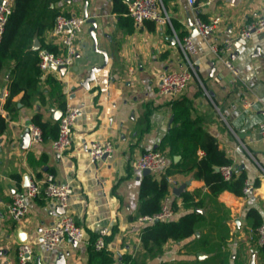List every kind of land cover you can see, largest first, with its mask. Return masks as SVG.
Instances as JSON below:
<instances>
[{"label": "crops", "instance_id": "obj_1", "mask_svg": "<svg viewBox=\"0 0 264 264\" xmlns=\"http://www.w3.org/2000/svg\"><path fill=\"white\" fill-rule=\"evenodd\" d=\"M128 1L60 0L55 5L60 14L86 21L73 64L63 73L41 74L31 105L21 102L20 92L5 107L8 86L15 78L14 63L0 73V116L6 124L0 133V264H19L17 247L22 242L32 248L28 264H104V260L90 259L92 240L104 228L108 234L103 251L109 254L110 264H218L198 242L200 231L181 242L167 241L162 253L152 258L145 256L140 242L146 224L138 221L139 192L145 176L133 161L144 152L159 150L173 125L174 99L159 98L156 92L164 73L188 67L178 44L187 35L192 36L195 49L190 56L195 77L183 95L192 101V117L201 118L203 129L215 138L230 167L243 172L245 183L252 187L247 195L225 191L217 197V203L227 210L228 237L222 250L229 252V264H264L256 229L247 220L248 212L256 210L264 223V140L258 134L264 121V33L237 41L229 56L210 49L226 38L236 39L245 24L264 17V0H195L194 11L187 0H172L167 12L178 23L177 30L152 22L134 24L124 13ZM194 15L204 22L220 18L208 40L192 35L189 27ZM50 30L41 40L57 52L49 43ZM34 40L40 49L41 42ZM228 57L238 70L237 78L224 66ZM66 103L77 106L79 114L72 127L71 147L57 153L51 141ZM35 117L44 126V138L38 143H32L27 132ZM106 140L114 146L112 155L91 163L90 144ZM176 157L174 162L180 160ZM170 163L162 175L150 174L156 181L166 176L168 191L161 203L167 199L171 209L175 205L170 218L175 221L186 213L184 192L196 189L203 195L207 191L192 173L167 175ZM48 174L71 187L66 206L39 196L28 202L20 222L11 220L7 207L14 195L27 180H42ZM63 215H71L84 228V240H64L47 251L40 241L41 232Z\"/></svg>", "mask_w": 264, "mask_h": 264}, {"label": "trees", "instance_id": "obj_2", "mask_svg": "<svg viewBox=\"0 0 264 264\" xmlns=\"http://www.w3.org/2000/svg\"><path fill=\"white\" fill-rule=\"evenodd\" d=\"M59 1H13L12 10L0 41V73L10 62L14 63L12 72H15V78L8 86L9 97L5 102L6 108L10 105L12 97L20 92H23L21 98L23 104L31 105L34 101L42 73L38 68V50L32 49V42L37 38L41 42V48L56 52L53 47L44 45L41 37L45 31L53 28L55 18L60 14L55 6ZM114 1L115 4L118 2V0ZM171 1L161 0L166 11ZM124 13L126 15L127 8ZM170 23L174 30L179 28L173 18H170ZM47 80L50 81V78ZM183 93L172 102L173 125L161 140L159 150L166 151L171 161V171L167 172V175L172 172L192 173L195 180L204 182L207 192L203 195L196 189L184 192L181 197L186 213L175 221L167 219L145 225L140 234L141 246L145 256L156 257L162 253V246L167 241L181 242L200 231L201 236L198 242L207 253H212L210 257L217 259L218 264H229V252L222 250L226 247L228 237L225 221L227 210L217 203V197L225 191L235 196H243L246 176L243 172L232 169L230 180H224L220 172L215 170L222 166H230V161L218 148L215 138L203 129L201 118L192 117V101ZM34 123L41 129L43 140V124L37 120V117L34 118ZM5 127V121L0 116V133ZM198 152L202 155L199 156ZM176 156H179L180 160L174 162L173 159ZM167 191L166 176L156 181L153 174L146 175L141 182L139 192L140 215L159 212L161 200ZM172 209H175V205ZM247 220L252 229H257L263 223L256 210L248 212ZM205 227L208 228L206 233L203 232ZM96 237L91 243V261L104 260V264H110L111 258L107 252L94 250L93 244ZM261 250L264 251V245ZM131 264L135 263L131 262Z\"/></svg>", "mask_w": 264, "mask_h": 264}, {"label": "built area", "instance_id": "obj_3", "mask_svg": "<svg viewBox=\"0 0 264 264\" xmlns=\"http://www.w3.org/2000/svg\"><path fill=\"white\" fill-rule=\"evenodd\" d=\"M14 0H0V41L2 39L5 25L12 10ZM191 11H194L195 0H187ZM126 15L132 19L134 24L142 25L149 21L160 26H170V16L163 7L161 0H129L127 2ZM86 19L81 16H66L59 14L55 18L53 28L49 32V43H52L57 52H51L46 48H40L37 53L38 68L42 74H46L51 70H58L59 67L68 68L71 66L78 54L79 34ZM220 18L214 17L209 22L202 21L198 16L194 15L190 29L192 35L199 36L206 41L210 38ZM264 33V17L258 20L251 21L245 24L235 38H226L220 46L211 45L210 49L214 53L221 55H230L234 44L238 40L246 41L253 35ZM47 43V44H49ZM181 51L188 67L180 72H166L160 78L157 96L159 98L175 99L180 96L189 82L195 77L193 64L190 62V56L195 53L192 44V36L187 35L178 41ZM224 66L229 73L234 77H238V70L232 63L229 57L224 60ZM6 97L7 94H4ZM244 106H250V103L244 102ZM79 114V108L70 103H66L61 111L58 119V132L55 139L51 141L52 149L57 153H62L71 147L72 127ZM27 132L32 143L42 141V131L35 124H29ZM258 134L260 139L264 140V121L258 126ZM114 146L111 141L92 142L88 148L89 161L95 163L104 157L112 155ZM169 164L166 154L159 150H149L142 153L133 161V166L140 170H149L156 177L162 175ZM224 180H230L232 168L230 166H222L218 169ZM264 177V172L263 175ZM251 185L245 183L243 195L251 192ZM71 187L67 183L57 181L52 175H46L42 180L29 179L23 190L14 195L11 203L7 207L8 216L14 222H20L27 214L28 202L39 196L45 199L57 202L62 208L67 204L68 198L71 195ZM173 215V210L164 199L161 203L160 211L151 215H143L138 217V221L146 225L156 221L170 219ZM108 234L107 229H101L97 233L93 247L95 251L105 249V237ZM257 245H264V223L256 229ZM85 237V230L78 225L71 215H63L51 226L45 228L41 232L40 241L45 250L50 251L64 240L72 243H81ZM32 248L29 243L22 242L17 247V260L19 264H28L31 261ZM126 264V263H120Z\"/></svg>", "mask_w": 264, "mask_h": 264}, {"label": "water", "instance_id": "obj_4", "mask_svg": "<svg viewBox=\"0 0 264 264\" xmlns=\"http://www.w3.org/2000/svg\"><path fill=\"white\" fill-rule=\"evenodd\" d=\"M238 41H242V40H238ZM39 47H40L39 46V42L37 40H34L32 49L33 50H38ZM65 70H66L65 67H59L58 68V71H60L61 73L65 72ZM60 114H61V112H60ZM215 170L218 172V168H216ZM142 174H143V176L149 175L150 174V171L149 170H146V169L145 170H142Z\"/></svg>", "mask_w": 264, "mask_h": 264}]
</instances>
